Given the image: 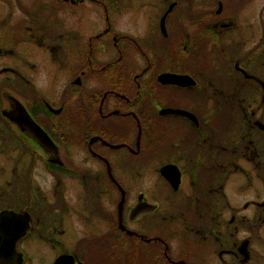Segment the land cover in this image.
<instances>
[{"label": "flooded vegetation", "instance_id": "flooded-vegetation-1", "mask_svg": "<svg viewBox=\"0 0 264 264\" xmlns=\"http://www.w3.org/2000/svg\"><path fill=\"white\" fill-rule=\"evenodd\" d=\"M0 2L19 5L0 34V154H20L0 212L30 217L23 264L32 235L50 264H249L227 183L236 158L255 167L246 178L264 170V0ZM44 60L67 75L59 93Z\"/></svg>", "mask_w": 264, "mask_h": 264}, {"label": "rangeland", "instance_id": "rangeland-1", "mask_svg": "<svg viewBox=\"0 0 264 264\" xmlns=\"http://www.w3.org/2000/svg\"><path fill=\"white\" fill-rule=\"evenodd\" d=\"M0 5H2V3ZM18 15V4L12 5L8 9L4 8V10H2L0 7V34L5 33L6 29H10L9 25H12L17 21ZM122 24L123 26H125V22H123ZM9 31L10 30L6 32V35ZM9 60H12L11 63L13 62L14 64H19L20 62V59L13 60V57H9ZM1 66H3V61L0 60V67ZM40 70L42 73V77L40 76L41 80L45 82L47 79H52V89H56L57 87L58 90H56V92L59 93L60 89L64 87L66 83V73L54 69L45 60L43 61ZM49 90L47 91V94H42L51 101L59 102V95L53 96L54 94H56V92L52 94V92H49ZM7 145L8 144L6 141L5 147H7ZM13 148L15 147L12 146V149ZM16 153L17 149L9 150L7 148L4 149V151L0 154V185L5 186V181L11 176L10 169L14 168L16 165L18 166L17 160L20 159V154ZM236 162L239 163V167L242 169V172L240 171L236 173L235 176H232L230 178V181L227 183V185L229 186L228 193L234 200L232 201L233 204L236 205V207L240 206V209L244 211L242 212V214H244L245 221L248 226L244 224L238 225L237 221H234V223L232 224L235 225V228L233 230V240L237 243H242L245 240H249L252 243V261L249 264H264V170L260 171V173L262 174H259L258 172H250L249 177L246 178L245 170H253L255 167L248 165L242 159L239 161V159L236 158ZM12 163H14V165ZM35 173L40 174L39 178L42 181L43 193L47 196L49 201L52 200V179L46 175L45 171L39 172V170H36ZM11 180L12 181L7 187L8 190L6 191H13L20 188L19 184L13 181V179ZM13 192L11 194L18 195L17 192ZM49 206L53 205H48V209ZM179 210L182 209L175 208L173 212ZM235 218L238 219V216L236 215ZM211 222L212 221L210 219L203 224L205 231H208V235L206 236L207 238L205 237L202 241L204 255L206 254L205 252L213 246V236L210 235V233L212 229L211 225L212 223L214 224V222ZM177 223L179 222L176 221L174 225L172 224V229L177 225ZM178 229L179 224L173 230ZM19 247L22 249L25 256L29 259V261H27V264H50L53 260L52 250L41 244L39 239H36L34 235L22 241Z\"/></svg>", "mask_w": 264, "mask_h": 264}, {"label": "water", "instance_id": "water-1", "mask_svg": "<svg viewBox=\"0 0 264 264\" xmlns=\"http://www.w3.org/2000/svg\"><path fill=\"white\" fill-rule=\"evenodd\" d=\"M14 122L19 123L21 121H14ZM30 124L34 127L36 126L32 122H30ZM36 128L38 130V134L42 135L43 137L42 139L47 144H49L51 141L49 140L45 132H43L37 126ZM169 168L170 166L163 167L160 173L163 176L168 177L169 174H171L170 172H168ZM174 169L176 170V168ZM176 172L177 175H179L177 170ZM138 210L139 208L138 206H136V208L133 210V213H137ZM29 222H30V217L28 214H16L10 210H3L0 212V264L24 263L22 254L16 252V246L18 242L21 241L26 236L29 229ZM245 249H246V243L240 246V251L242 252V254H245ZM53 264H68V257L60 256Z\"/></svg>", "mask_w": 264, "mask_h": 264}]
</instances>
